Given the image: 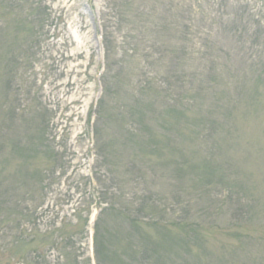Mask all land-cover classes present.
I'll return each mask as SVG.
<instances>
[{"label": "rangeland", "instance_id": "1", "mask_svg": "<svg viewBox=\"0 0 264 264\" xmlns=\"http://www.w3.org/2000/svg\"><path fill=\"white\" fill-rule=\"evenodd\" d=\"M261 17L0 0V264H264Z\"/></svg>", "mask_w": 264, "mask_h": 264}, {"label": "trees", "instance_id": "2", "mask_svg": "<svg viewBox=\"0 0 264 264\" xmlns=\"http://www.w3.org/2000/svg\"><path fill=\"white\" fill-rule=\"evenodd\" d=\"M39 15H44L43 14V12H39L38 13ZM41 15V16H42ZM262 18L263 17H261V19L259 18L258 19V21H257V24H256V26H255V30H254V32H253V38H254V40H257L259 43L260 42H262L263 44H264V27H263V25H262ZM45 18H41L40 16H39V18H37V22L38 21H41V20H44ZM35 22V21H34ZM262 30H263V33H262V38H263V41H261L260 39H259V35H260V33L262 32ZM215 152H213L212 154H214Z\"/></svg>", "mask_w": 264, "mask_h": 264}]
</instances>
